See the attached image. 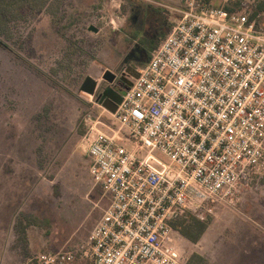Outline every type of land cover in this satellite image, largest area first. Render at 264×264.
Returning <instances> with one entry per match:
<instances>
[{
    "label": "built area",
    "instance_id": "1",
    "mask_svg": "<svg viewBox=\"0 0 264 264\" xmlns=\"http://www.w3.org/2000/svg\"><path fill=\"white\" fill-rule=\"evenodd\" d=\"M172 9L168 32L106 109L110 131L83 136L106 200L99 219L86 241L38 264H186L173 223L232 209L264 175V30L205 0Z\"/></svg>",
    "mask_w": 264,
    "mask_h": 264
},
{
    "label": "rangeland",
    "instance_id": "2",
    "mask_svg": "<svg viewBox=\"0 0 264 264\" xmlns=\"http://www.w3.org/2000/svg\"><path fill=\"white\" fill-rule=\"evenodd\" d=\"M205 1L248 12L264 30V0ZM180 2L51 0L47 10L22 8L8 19L0 32V264H36L44 251L87 240L106 200L83 136L92 126L110 131L106 90L123 93ZM201 217L199 240L175 235L186 260L198 254L193 264H236V249L264 243V175L232 209Z\"/></svg>",
    "mask_w": 264,
    "mask_h": 264
},
{
    "label": "trees",
    "instance_id": "3",
    "mask_svg": "<svg viewBox=\"0 0 264 264\" xmlns=\"http://www.w3.org/2000/svg\"><path fill=\"white\" fill-rule=\"evenodd\" d=\"M51 0H0V32L8 27V19L14 14H18L22 8H37L46 9L50 5ZM227 10L232 11L228 6H224ZM238 11V10H234ZM120 93L112 91L110 89L106 90V105L110 109H114L115 105L109 102L108 98L114 100H120ZM207 217H198L192 215L189 212H185L183 216H180L174 223L175 229H177L185 238L190 241L196 242L199 240L201 235L207 226ZM196 259H200L198 254H192L187 260L186 264H193ZM36 262V261H35ZM36 264H38L36 262Z\"/></svg>",
    "mask_w": 264,
    "mask_h": 264
},
{
    "label": "crops",
    "instance_id": "4",
    "mask_svg": "<svg viewBox=\"0 0 264 264\" xmlns=\"http://www.w3.org/2000/svg\"><path fill=\"white\" fill-rule=\"evenodd\" d=\"M168 30H169V28H168ZM168 30L166 31V33L168 32ZM155 46H153L152 49ZM149 57H150V55L148 56V58H145L144 61L139 63V65H136L135 67H132V69L135 72V74H136L137 70L140 67H142L144 64L147 63V61L149 60ZM108 99L114 105L117 102H119V99L118 100H114V99H111V98H108ZM236 251H239V253H240L238 255V260L236 261V264H264V243H262L260 246H257V245L256 246H251L250 248H246V247L243 248V246H242V249H236ZM246 252H249V253L246 254Z\"/></svg>",
    "mask_w": 264,
    "mask_h": 264
},
{
    "label": "water",
    "instance_id": "5",
    "mask_svg": "<svg viewBox=\"0 0 264 264\" xmlns=\"http://www.w3.org/2000/svg\"><path fill=\"white\" fill-rule=\"evenodd\" d=\"M89 28L92 29V30H96L97 29V28H95L92 25L89 26ZM106 74L109 75V76H113L112 73H110V71H107ZM105 77H107V76H105ZM94 84H95L94 81L87 79L85 81V84H84V89L91 91V88H93Z\"/></svg>",
    "mask_w": 264,
    "mask_h": 264
}]
</instances>
